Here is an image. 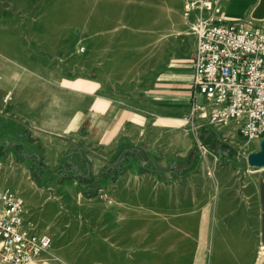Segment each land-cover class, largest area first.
I'll return each mask as SVG.
<instances>
[{
  "label": "rangeland",
  "instance_id": "rangeland-1",
  "mask_svg": "<svg viewBox=\"0 0 264 264\" xmlns=\"http://www.w3.org/2000/svg\"><path fill=\"white\" fill-rule=\"evenodd\" d=\"M176 21H187L182 0H0V27L7 38L19 40L0 47L9 58L33 62L57 90L93 92L97 80L103 81L109 96L137 115L108 143V138L90 141L85 128L47 133L0 116V180L38 199L29 205L30 218L51 236L48 250L64 246L71 264H98L97 236L117 199H131L133 215L165 214L170 206L205 194L212 210L220 190L233 204L251 202L255 195L243 194L248 175L256 178L262 198L264 171H249L246 162V154L258 148L255 141L226 136L190 112L162 133L153 115L140 113L157 75L179 52ZM133 148L146 151L159 168L190 153L192 168L165 181L129 158L114 180L96 179L117 154ZM68 170L90 181L94 191L86 193L75 178H62ZM128 208L120 204L116 211L124 214ZM28 264L59 263L51 257Z\"/></svg>",
  "mask_w": 264,
  "mask_h": 264
},
{
  "label": "crops",
  "instance_id": "crops-1",
  "mask_svg": "<svg viewBox=\"0 0 264 264\" xmlns=\"http://www.w3.org/2000/svg\"><path fill=\"white\" fill-rule=\"evenodd\" d=\"M185 1L182 0V7L187 21L175 22V28L180 29L175 37L179 52L157 75L147 93L145 107L140 111L144 116L153 115V124L162 133L176 127L186 112H190L191 56L195 44L191 25L198 10L185 9ZM208 12L222 13L230 19L256 21L264 18V0H211ZM18 41L7 38L0 27V47ZM5 51L0 49V116L3 118H12L35 131L55 134L85 128V137L90 141L108 138V143L124 121L132 124L137 116L133 108L109 96L103 81L97 80L93 92L57 90L33 62L19 55L9 58ZM195 117L200 116L197 113ZM245 180L243 194L255 195L251 202L233 204L220 190L212 210L205 194L186 199L179 206H170L165 214L133 215L129 212L132 200L117 199L107 224H102L97 236L98 264H264V216L261 214L264 191L260 198L256 178L248 175ZM0 186L7 185L0 180ZM7 187L21 197L28 210L29 205L38 204V199L28 192L21 194L20 185ZM120 204L129 206L124 214L116 211ZM184 206L188 208L183 209ZM30 217L27 213V224L38 226L35 217ZM63 251L64 246H55L29 263L53 257L59 264H71L72 256Z\"/></svg>",
  "mask_w": 264,
  "mask_h": 264
},
{
  "label": "built area",
  "instance_id": "built-area-1",
  "mask_svg": "<svg viewBox=\"0 0 264 264\" xmlns=\"http://www.w3.org/2000/svg\"><path fill=\"white\" fill-rule=\"evenodd\" d=\"M185 7L199 13L191 25V116L198 113L226 136L235 134L258 146L264 138V18L210 14L211 0H188ZM28 212L20 196L0 186V264L29 263L50 247L51 236L27 224Z\"/></svg>",
  "mask_w": 264,
  "mask_h": 264
},
{
  "label": "trees",
  "instance_id": "trees-1",
  "mask_svg": "<svg viewBox=\"0 0 264 264\" xmlns=\"http://www.w3.org/2000/svg\"><path fill=\"white\" fill-rule=\"evenodd\" d=\"M15 146H21L16 143ZM192 155L189 153L182 159L169 160L165 168H159L153 162V157L142 149H130L123 153L117 154L109 163L105 165L100 171L96 179L107 178L114 180L123 171L124 167L128 164L129 158H135V160L145 170H151L155 175H158L160 179L165 181L172 180L177 175H182L185 171L192 168ZM62 178H75L79 183L80 187L86 192H92L95 188H92L90 181L82 179L80 174H75L69 170L65 172Z\"/></svg>",
  "mask_w": 264,
  "mask_h": 264
},
{
  "label": "water",
  "instance_id": "water-1",
  "mask_svg": "<svg viewBox=\"0 0 264 264\" xmlns=\"http://www.w3.org/2000/svg\"><path fill=\"white\" fill-rule=\"evenodd\" d=\"M246 162L248 166H264V138L259 140L258 148L256 150H252L246 154Z\"/></svg>",
  "mask_w": 264,
  "mask_h": 264
},
{
  "label": "bare ground",
  "instance_id": "bare-ground-1",
  "mask_svg": "<svg viewBox=\"0 0 264 264\" xmlns=\"http://www.w3.org/2000/svg\"><path fill=\"white\" fill-rule=\"evenodd\" d=\"M249 171L255 172L260 171L262 168L260 167H254V166H248Z\"/></svg>",
  "mask_w": 264,
  "mask_h": 264
}]
</instances>
